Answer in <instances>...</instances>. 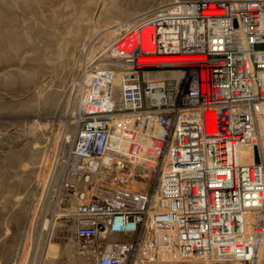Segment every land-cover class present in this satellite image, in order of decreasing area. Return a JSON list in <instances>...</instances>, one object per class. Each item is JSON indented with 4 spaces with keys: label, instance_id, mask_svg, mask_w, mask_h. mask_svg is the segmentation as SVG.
<instances>
[{
    "label": "built area",
    "instance_id": "1",
    "mask_svg": "<svg viewBox=\"0 0 264 264\" xmlns=\"http://www.w3.org/2000/svg\"><path fill=\"white\" fill-rule=\"evenodd\" d=\"M134 26L119 97L83 100L70 150L80 249L94 264H264V0H175Z\"/></svg>",
    "mask_w": 264,
    "mask_h": 264
},
{
    "label": "rangeland",
    "instance_id": "2",
    "mask_svg": "<svg viewBox=\"0 0 264 264\" xmlns=\"http://www.w3.org/2000/svg\"><path fill=\"white\" fill-rule=\"evenodd\" d=\"M173 1L0 0V264H94L63 190L83 100L107 93L115 104L122 67L109 47Z\"/></svg>",
    "mask_w": 264,
    "mask_h": 264
},
{
    "label": "bare ground",
    "instance_id": "3",
    "mask_svg": "<svg viewBox=\"0 0 264 264\" xmlns=\"http://www.w3.org/2000/svg\"><path fill=\"white\" fill-rule=\"evenodd\" d=\"M149 28H152V27H149ZM127 31H129L127 37L123 38V40L121 39L119 42H115L111 47H109V50L111 51V55L109 57L111 58L112 61H114L117 65H120L121 67L126 64L125 60L127 56H129V53L131 51L130 49L138 46V27L135 26L132 29H129ZM171 58H180V57L159 56V57H153L150 59L151 60H167ZM119 79H120V76H119ZM120 85H121V80H120Z\"/></svg>",
    "mask_w": 264,
    "mask_h": 264
}]
</instances>
